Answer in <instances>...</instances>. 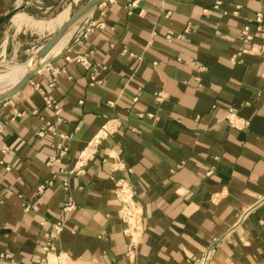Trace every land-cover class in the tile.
<instances>
[{
	"label": "crops",
	"instance_id": "obj_1",
	"mask_svg": "<svg viewBox=\"0 0 264 264\" xmlns=\"http://www.w3.org/2000/svg\"><path fill=\"white\" fill-rule=\"evenodd\" d=\"M18 2L0 0V19ZM258 13L264 0H105L92 9L0 103V264H189L211 246L212 264H264ZM232 108L245 127L230 125ZM106 123L115 130L92 144ZM117 179L133 186L144 214L131 259ZM60 221L55 250L45 251Z\"/></svg>",
	"mask_w": 264,
	"mask_h": 264
},
{
	"label": "built area",
	"instance_id": "obj_2",
	"mask_svg": "<svg viewBox=\"0 0 264 264\" xmlns=\"http://www.w3.org/2000/svg\"><path fill=\"white\" fill-rule=\"evenodd\" d=\"M256 21L258 22V30L262 32L264 35V16L262 13H258L256 17ZM90 29H86V31H79L78 30V37H85L86 33L89 32ZM242 36L244 39L249 40L251 38V35L248 33V28H245L242 31ZM78 62H81L86 68L91 67L90 61L86 57L77 56L76 57ZM92 81H98L100 80L95 79L93 77ZM48 105H54V102L50 100L47 96L45 97ZM57 108V106H55ZM58 109L56 110V112ZM227 120L230 123L231 126L235 128H243L247 125L246 121L241 122V120L237 117V113L235 112V109H230L228 111ZM115 130L113 124L106 123L102 126L100 131L95 135L91 143H99L100 140L108 136L110 133H112ZM66 149H63L62 153H64ZM62 155V154H61ZM85 155V152L83 153ZM65 185H67V182H65ZM115 195L120 203V209H119V216L122 219V221L125 223V228L123 230L124 234L129 238L128 243V257L131 259L135 253L137 244H138V238L142 234L144 230V214L142 212V209L138 205L135 194H134V188L133 186L125 179H117L115 181ZM41 189V188H40ZM1 201V200H0ZM74 208V203L69 202L64 210L69 211ZM63 221L58 222L54 229L48 233L45 234L46 243L45 246H43V249L45 251H54V240L59 237L61 232L63 231ZM216 252V248L214 246H211L208 248L201 256L195 258L193 260V263L189 264H212V260L214 258ZM60 259V256H59ZM44 261V259H42ZM49 264V260H47Z\"/></svg>",
	"mask_w": 264,
	"mask_h": 264
},
{
	"label": "rangeland",
	"instance_id": "obj_3",
	"mask_svg": "<svg viewBox=\"0 0 264 264\" xmlns=\"http://www.w3.org/2000/svg\"><path fill=\"white\" fill-rule=\"evenodd\" d=\"M88 1L23 0L16 12H24L32 19L48 21L56 17L64 9H68L69 14L72 15ZM52 33L49 29L41 30L30 24L17 27L11 21L4 22L0 27V74L6 72L5 63H23L34 56L35 50L48 42Z\"/></svg>",
	"mask_w": 264,
	"mask_h": 264
},
{
	"label": "bare ground",
	"instance_id": "obj_4",
	"mask_svg": "<svg viewBox=\"0 0 264 264\" xmlns=\"http://www.w3.org/2000/svg\"><path fill=\"white\" fill-rule=\"evenodd\" d=\"M23 0H19L17 5H20ZM92 10L87 12L83 17L75 21L63 34V36L60 38V40L51 48V50L43 57L42 61L52 58L56 55H58L63 49L65 43L68 41L70 35L72 32L76 31V29L79 26L80 21L88 15ZM71 15L69 14L68 9H64L61 12H59L56 17H54L51 20L48 21H42V20H36L32 19L28 14L24 12H16L12 18L11 22L13 25L17 27H21L22 25L30 24L31 26L38 27L41 30L43 29H49L51 30L53 34H55L58 29L65 24ZM59 27L57 30L56 28ZM56 30V31H55ZM55 31V32H54ZM5 45V44H4ZM38 49L35 50L34 56H32L30 59H28L26 62L23 63H17V64H8L5 63L6 66V72L0 74V93H3L12 87H14L21 78L31 69H34L36 66V54Z\"/></svg>",
	"mask_w": 264,
	"mask_h": 264
},
{
	"label": "water",
	"instance_id": "obj_5",
	"mask_svg": "<svg viewBox=\"0 0 264 264\" xmlns=\"http://www.w3.org/2000/svg\"><path fill=\"white\" fill-rule=\"evenodd\" d=\"M105 0H89L82 8H80L77 12L71 15L69 20L63 24L58 31L53 34L48 42H46L44 45L39 47L37 54H36V66L34 69H31L28 71L21 80L11 89L0 93V103L14 95H16L19 91H21L32 79L33 75L39 71L42 67L47 65L49 62H51V58H48L44 61H42L43 57L51 50V48L60 40V38L63 36L65 31L78 19L83 17L87 12L94 9L95 7L99 6L101 3H103ZM20 5H17L10 13L6 14L0 19V27L2 24L6 21H10L12 16L16 13V10L19 9Z\"/></svg>",
	"mask_w": 264,
	"mask_h": 264
}]
</instances>
